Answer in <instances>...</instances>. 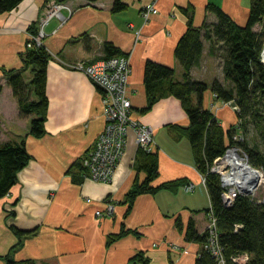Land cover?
I'll return each mask as SVG.
<instances>
[{
    "label": "crops",
    "instance_id": "obj_1",
    "mask_svg": "<svg viewBox=\"0 0 264 264\" xmlns=\"http://www.w3.org/2000/svg\"><path fill=\"white\" fill-rule=\"evenodd\" d=\"M123 1L128 7L112 12V0H22L0 13V143L24 138L32 155L18 172L17 181L0 198V264L9 251L16 259L32 258L47 264H194L201 244L187 240L185 228L193 216L202 229L203 213L193 210L208 207L210 199L182 131L189 120L179 99L164 94L150 109L140 110L146 104L144 62L152 59L169 65L174 77L180 79L182 68L174 48L187 25L188 13L183 9L192 11V23L197 26L204 20H216L215 14L206 10L208 3L219 5L234 21L245 24L250 0ZM152 2L156 12L145 20L141 11ZM32 24H42L43 44L51 54L46 69V132L40 137L27 134L33 114L20 115L4 73L23 67ZM105 41H111L130 59L127 96L131 115L152 128L153 150L158 156V175L152 184L185 180L175 190L160 188L137 194L127 212L125 194L135 179L141 181L145 176L134 167L138 143L133 128L128 129L124 152L110 181L73 178L75 161L94 143L104 117L100 89L68 64L104 58ZM210 44L203 40L201 59L190 74L208 83L214 78L224 82L220 58L209 53ZM23 73L28 80L30 69ZM202 102L224 127L236 120L234 110L224 106L210 89L203 92ZM187 183L192 184L190 189L185 188ZM107 203L113 205L111 213L104 210ZM96 209H101L102 215H96ZM176 220L181 221V229ZM11 223L31 231L18 235L9 227ZM122 226L137 233L124 234L107 244L108 235Z\"/></svg>",
    "mask_w": 264,
    "mask_h": 264
},
{
    "label": "trees",
    "instance_id": "obj_2",
    "mask_svg": "<svg viewBox=\"0 0 264 264\" xmlns=\"http://www.w3.org/2000/svg\"><path fill=\"white\" fill-rule=\"evenodd\" d=\"M22 0H0V13L13 9ZM128 4L123 0H112L111 11L125 10ZM187 14V25L174 48V55L182 68L180 79L174 77V68L146 59L144 62L143 83L146 93V104L140 109L146 111L164 94H171L179 99L183 110L188 116V126L182 131L187 135L197 170L204 176L210 205L193 210L203 213L202 229L199 220L190 216L185 228V238L197 241L201 249L194 264H217L216 257L203 246L208 236V217L210 210L216 218L218 243L221 246L225 264H240L233 257L247 254L244 264H264V193L261 199L249 195H237L231 205H225L221 198L222 186L219 175L210 170L214 159L224 153L233 144L247 155L248 162L264 173V62L259 54L264 45V0H250L249 12L245 24L234 21L219 5L208 3L206 10L215 14L213 22L203 21L199 26L192 23V11L184 8ZM261 24V29H255ZM38 27H29L31 34ZM87 34H83V37ZM203 40H210L209 53L220 58L224 82L214 78L210 83L192 78L190 69L199 63L202 55ZM28 41V40H27ZM217 44V45H215ZM123 54L111 41L103 43L104 58ZM51 54L44 44L27 46L23 52V67L7 69L4 73L11 86L12 93L18 102L19 113L22 116L33 114L29 121L28 133L35 137L45 132V121L48 110L46 94V69ZM30 69V78L24 77V70ZM98 87V86H97ZM99 88V87H98ZM1 89V83H0ZM100 89V88H99ZM210 89L217 98L234 104V113L239 122L243 139L236 141V124L224 127L216 115L203 106V92ZM249 127L252 128L257 141L249 144L246 138ZM32 155L28 152L25 139L5 141L0 143V198L8 193L17 181L18 172L27 164ZM77 169L74 180L82 179L83 167L80 161L73 165ZM134 167L143 171V180L135 179L127 191L124 202L126 212L131 208L135 196L142 192H154L160 188L175 190L184 179H173L153 185L152 181L158 175L157 152L146 150L138 145ZM179 229L180 220H176ZM9 227L18 235L31 230L17 227L13 223ZM137 233L134 229L122 228L108 235L107 244L116 238ZM3 264H47L38 263L32 258H14L10 251L2 255ZM136 257L141 258L140 254Z\"/></svg>",
    "mask_w": 264,
    "mask_h": 264
},
{
    "label": "built area",
    "instance_id": "obj_3",
    "mask_svg": "<svg viewBox=\"0 0 264 264\" xmlns=\"http://www.w3.org/2000/svg\"><path fill=\"white\" fill-rule=\"evenodd\" d=\"M51 12L56 11L53 9ZM154 12H156L154 2L146 5L141 11L145 20ZM43 38L44 31L40 24L37 31L30 34L26 44L27 46L42 45ZM259 58L264 62V45H262ZM68 65L81 70L100 88L103 106V128L92 146L79 159L83 167L81 177L102 182L110 181L124 152L129 128L135 130L139 146L146 150H152L154 146L152 128L131 115L132 103L127 96L128 75L131 70L130 59L127 54H118L91 63L78 62ZM223 103L229 102L223 101ZM232 107L234 110L237 109L234 104ZM238 123H236L237 131L234 135L236 141L243 139ZM228 151H231L229 156ZM232 154L238 155L240 160L235 162ZM210 170L219 175L222 186L221 198L225 205H231L235 197L240 194L253 197L251 189L261 175L258 168L248 162L244 151L241 148L238 149V144L228 146L222 155L216 157ZM201 178L204 182L205 178L202 174ZM191 187V183L185 185L186 189ZM86 199L90 201V198ZM112 207L111 203H107L104 207L105 212L111 213ZM95 214L102 215L101 209H96ZM207 217L208 236L203 246L216 257L217 264H225L222 249L218 243L216 218L212 210L208 212ZM248 258L246 253L233 257L240 264H244Z\"/></svg>",
    "mask_w": 264,
    "mask_h": 264
},
{
    "label": "rangeland",
    "instance_id": "obj_4",
    "mask_svg": "<svg viewBox=\"0 0 264 264\" xmlns=\"http://www.w3.org/2000/svg\"><path fill=\"white\" fill-rule=\"evenodd\" d=\"M256 28L257 29H261V24H256ZM223 105L224 106L227 105V107H229L232 111L234 110L233 107H232V104L223 103ZM216 109H218V108H216ZM236 123H237V118H236V120H234V124H236ZM246 138H247V141H248L249 144H252L253 141H257V138L254 135L251 127H249V132H247ZM239 148H241V147H239V145H238V149ZM230 149H232V148H230ZM230 152L231 151H228L227 152V155L228 156L231 155ZM232 156H233L235 162H237V160H240L239 157H238V155H233L232 154ZM258 170L260 171V174H261L260 175V179L258 178V180L256 181V183L254 184V186L251 189V191H252V194L251 195L255 199H261L262 193H264V173H262V171L259 168H258Z\"/></svg>",
    "mask_w": 264,
    "mask_h": 264
},
{
    "label": "bare ground",
    "instance_id": "obj_5",
    "mask_svg": "<svg viewBox=\"0 0 264 264\" xmlns=\"http://www.w3.org/2000/svg\"><path fill=\"white\" fill-rule=\"evenodd\" d=\"M257 173H258V172H256V175H258Z\"/></svg>",
    "mask_w": 264,
    "mask_h": 264
}]
</instances>
